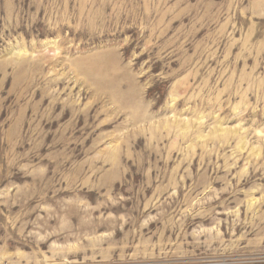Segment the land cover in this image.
<instances>
[{
  "label": "rangeland",
  "instance_id": "1",
  "mask_svg": "<svg viewBox=\"0 0 264 264\" xmlns=\"http://www.w3.org/2000/svg\"><path fill=\"white\" fill-rule=\"evenodd\" d=\"M0 264H264V0H0Z\"/></svg>",
  "mask_w": 264,
  "mask_h": 264
},
{
  "label": "bare ground",
  "instance_id": "2",
  "mask_svg": "<svg viewBox=\"0 0 264 264\" xmlns=\"http://www.w3.org/2000/svg\"><path fill=\"white\" fill-rule=\"evenodd\" d=\"M183 127H186V125H182ZM221 131H224V128L221 129Z\"/></svg>",
  "mask_w": 264,
  "mask_h": 264
}]
</instances>
